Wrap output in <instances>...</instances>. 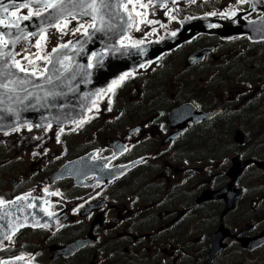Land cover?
<instances>
[{"label": "flooded vegetation", "instance_id": "1", "mask_svg": "<svg viewBox=\"0 0 264 264\" xmlns=\"http://www.w3.org/2000/svg\"><path fill=\"white\" fill-rule=\"evenodd\" d=\"M0 3L8 6L0 7L1 28L29 9L50 10L21 6L29 0ZM115 5L101 13L103 22L97 18L96 38L82 48L75 49L95 29L87 27L93 20L71 8L77 19L67 17L63 33L54 25L63 27L64 18L21 38L11 58L2 56L17 74L38 80L48 67L59 69L52 49L68 43L80 52L70 67L85 69L89 90L97 89L76 100L92 105L67 124L30 121L4 130L0 121V222H32L0 233L11 237L0 235V261L264 264V31L241 32L264 18V3ZM113 28L114 42L107 39ZM182 33L180 44L134 68L132 48ZM5 44L0 36V49Z\"/></svg>", "mask_w": 264, "mask_h": 264}, {"label": "water", "instance_id": "2", "mask_svg": "<svg viewBox=\"0 0 264 264\" xmlns=\"http://www.w3.org/2000/svg\"><path fill=\"white\" fill-rule=\"evenodd\" d=\"M156 1L159 3L158 5H160L163 1L169 2L172 0ZM248 1H250L252 5L251 7L255 9V2L258 0ZM111 3H115V6H118L120 9L122 4L126 3V0H111ZM71 11L74 12L72 9ZM50 14L55 15L52 9L48 10L40 17L30 18L29 20H18L5 28L0 27V33L3 34L2 36L8 45L5 49H0V66H4V60L2 56L5 55V57H9L8 54H11V48L21 38H25L29 34L38 33L39 31L44 32L45 28H48L54 22L56 23L62 19H52L50 22L45 21L44 17L49 16ZM263 31L264 18L261 21L255 22L253 24H247L241 32L261 33ZM97 32L98 28H95L83 39L81 43H78V47H75V49H79L80 47L82 48L83 46L88 45V42L86 41L88 39H95ZM116 32L117 30L115 28L111 29L108 33L113 37L109 36L107 39L109 41H113L115 39L114 36ZM17 37H20V39L17 40ZM182 41L183 33L177 35L174 38L167 39L164 41V44H159L158 46H154L151 49L149 47L141 50L140 48H132L131 51H129V54L132 51L133 52L130 55L135 54L134 68L139 67L148 60L160 55L164 48L171 49L180 44ZM78 53L80 52L73 53L70 51V47L55 52L53 59L61 61L59 69L57 70L56 68H51V66L48 67L46 74L38 80L30 79L31 77L25 74H17L16 71L12 69L10 64L0 68L1 71L5 72V75H0V77L3 79V82L6 80L8 81V88H0V93H3L2 96L0 94L1 100L5 99L7 103V106L0 108V121H2L1 129L10 130L30 121L41 126L48 123L67 124L72 122V120L74 121L75 114H83L88 111L92 104L90 106H83L84 104H80L78 107V102L76 100L78 99L80 103L84 102L87 94L92 96L94 94V90H96L97 87H94L93 91L92 89L89 90L88 85L92 83L93 80H91V77H89L90 74L87 73L85 69L83 71V69L80 67H70L71 62L73 64L77 63L76 55H78ZM7 61L10 63L9 59ZM8 70L13 73L12 76L6 75ZM53 71H57L62 75L56 76ZM84 72H86V74ZM49 80H51V82H49ZM76 107H78V109H75ZM69 166H67L68 169ZM7 213L9 212H6L5 214ZM20 219L21 220L17 221L11 217H8V219L6 218L5 220L10 221L0 222V233H11L14 230L16 231V229H21L22 227L32 225L31 221L22 220V218Z\"/></svg>", "mask_w": 264, "mask_h": 264}, {"label": "snow or ice", "instance_id": "3", "mask_svg": "<svg viewBox=\"0 0 264 264\" xmlns=\"http://www.w3.org/2000/svg\"><path fill=\"white\" fill-rule=\"evenodd\" d=\"M173 3L176 2V0H172ZM191 3H196L197 0H190ZM247 2V0H236L237 4H243ZM262 3H264V0H261ZM29 4L31 5H40L42 6L45 11H47L48 9H52L53 13H55V15H49V16H45L44 20L50 22L52 19H59V18H64L65 19V24L63 27H60L58 25H54L57 27V30L62 32L64 31V28L67 27V23L69 22L67 20V17H71L72 19H77V15L74 14L71 11V8H77L79 9V15L80 16H91V19L93 20V23L88 24L87 27L90 28H95V21L97 20V18H99L101 20V22H103L104 16L101 15V13L107 14L108 10L111 8V0H29V3H25L23 5H21L22 7L28 8ZM149 4H151V0H149ZM70 6V7H69ZM144 6V5H142ZM158 5H153V7H156ZM0 7H2L4 9L5 12L8 11V6L7 4H3L0 3ZM221 15H224L226 18H228L227 14L225 13H220ZM209 15H217V13H210ZM237 13L235 11H233L231 13V16H236ZM36 16V17H40L42 16V13L40 11H35L33 12L31 9H29V12L27 15H25L23 17L24 20H29L31 17ZM147 23L151 24L153 23V21L149 20L147 21ZM132 25L129 24V27H131ZM18 27V26H17ZM85 28V24L81 23L79 24L78 27H76L75 29H73V34H75L76 32H79L81 29ZM137 30L139 31L140 29L137 28ZM176 33L173 32L172 35H175ZM3 34L0 33V36H2ZM27 38V37H25ZM17 40L20 39V37L16 38ZM70 43V42H69ZM37 44H39V42H37ZM7 43L5 44V47H7ZM135 46V45H134ZM68 47V43L59 45L57 48H53L52 52H57L59 50V48H67ZM122 48L126 47L125 45H121ZM9 58H11V54H8ZM40 57H37V59H39ZM44 59H48V57H43ZM25 59L27 60L28 58L25 57ZM50 63H52L51 60H49ZM97 63H99V61H97ZM4 64H7V59L4 60ZM14 66L20 71V72H27V69H25L24 67H22L20 65L19 61H15L14 62ZM143 66V65H141ZM0 68H2V66H0ZM3 71H0V75H3ZM7 76H12L13 73L8 70L6 72ZM32 75H35V72L32 73ZM131 73H126L124 75H122L119 78V81H114V86H118L119 83H122L124 79H126L128 76H130ZM49 82H51V80H49ZM0 88H8V84L7 83H3L0 82ZM113 88L108 89V91H113ZM111 103V100H109V104ZM111 109L109 108V111ZM87 122V121H84ZM80 124L77 125V127H79ZM36 127H41V125H36ZM18 130V129H17ZM31 130V129H29ZM72 131H75V129H72ZM61 132H63V129H61ZM57 142H60V133L57 134ZM35 155V153H34ZM56 193H53V195H55ZM17 200L19 199H23V197H17ZM75 211V209H74ZM4 239L11 241V237L5 235ZM17 259H22V257H18ZM0 264H6V262L4 261H0Z\"/></svg>", "mask_w": 264, "mask_h": 264}, {"label": "bare ground", "instance_id": "4", "mask_svg": "<svg viewBox=\"0 0 264 264\" xmlns=\"http://www.w3.org/2000/svg\"><path fill=\"white\" fill-rule=\"evenodd\" d=\"M156 1V0H155ZM157 2V1H156ZM157 4H159L158 2H157ZM159 44H164V42H160V43H157V44H155V45H146L145 46V49H146V47H149L150 49L151 48H153L154 46H158ZM121 49V48H120Z\"/></svg>", "mask_w": 264, "mask_h": 264}, {"label": "rangeland", "instance_id": "5", "mask_svg": "<svg viewBox=\"0 0 264 264\" xmlns=\"http://www.w3.org/2000/svg\"><path fill=\"white\" fill-rule=\"evenodd\" d=\"M158 14V13H157ZM144 32H143V34H146L147 33V31L146 30H143ZM168 31H166L165 33H167ZM51 44V42L49 43V45Z\"/></svg>", "mask_w": 264, "mask_h": 264}]
</instances>
